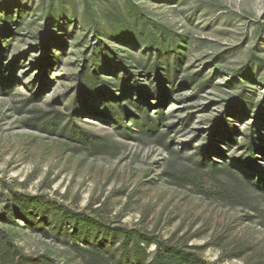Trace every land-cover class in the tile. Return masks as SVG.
I'll return each mask as SVG.
<instances>
[{
	"label": "rangeland",
	"instance_id": "rangeland-1",
	"mask_svg": "<svg viewBox=\"0 0 264 264\" xmlns=\"http://www.w3.org/2000/svg\"><path fill=\"white\" fill-rule=\"evenodd\" d=\"M132 7L187 36L176 70L174 53L165 55L160 44L145 54L126 34H112L114 24L131 21ZM4 9L10 15L0 29L1 234L22 254L60 264H111L121 256L103 231L98 245L107 263L57 236L59 206L155 235L215 264H264V0H0V15ZM92 24L105 26L106 35ZM47 27L54 36L45 41L43 81L38 52ZM255 56L259 63L249 65ZM155 59L171 66L159 88L148 75ZM91 77L103 95L80 99ZM110 96L119 99L126 126L111 118ZM160 110L164 120L142 131L145 112ZM36 116L61 125L73 119L95 143L32 127ZM253 135L256 164L246 146ZM17 193L48 204L44 225L3 218L18 205Z\"/></svg>",
	"mask_w": 264,
	"mask_h": 264
},
{
	"label": "trees",
	"instance_id": "trees-1",
	"mask_svg": "<svg viewBox=\"0 0 264 264\" xmlns=\"http://www.w3.org/2000/svg\"><path fill=\"white\" fill-rule=\"evenodd\" d=\"M130 11L131 21L125 24H114L110 28V30H112V34H114V36H116L118 32L126 34V36L128 37V42L131 43V46L135 47L137 51L143 49L145 54L149 51L157 49V44H160L165 49V55H167L168 52L174 53L175 56L173 59L172 68L176 70V65L178 59L180 58V56H182L181 50L184 49V43L186 41L187 36L178 35L169 26L150 21L148 19L147 14H144L142 10H140V8L132 7ZM7 12H9L8 9H4L1 14L2 16L0 15V29L6 25V22L9 21V18L6 15L10 14H8ZM116 15L119 16L118 18L123 19L121 17L123 15V12H121L120 10L117 12ZM91 28L92 31H94L98 36H100L101 34L106 35V33L103 32L106 28L105 26L101 28V31L98 30V25L91 26ZM1 31L2 30H0V42L2 35H4ZM107 35L109 37H113L111 33H108ZM42 36H44L46 39L44 38L41 42L42 46L41 50H39L38 52V56L40 59V66L43 74V78H41L40 80L44 81L47 79L45 64L48 62V60H44L43 58V54H45L46 50L48 49L46 47L45 41L48 42L50 40V37L52 38V36H54V30L52 31L48 27L43 28L41 37ZM105 48L106 46L104 47V49ZM253 58L250 59L249 65L253 64V62L259 63V58L255 56V60H252ZM168 61L169 60L166 59V68L164 69L162 63H160V61L158 62V59H155L153 64H151V68L148 71V75L153 77V81L157 83L158 88L160 87L162 81H164L165 75L170 72L171 66ZM95 81H97V79L91 77L82 83L79 89L80 99H85L86 97L92 99H99L103 95L102 90L96 91V88L95 90H93V87L96 84ZM93 82L94 84H92ZM140 87V89H143V86ZM38 92L39 91L36 90L35 92H33V94L35 93L36 95H38ZM30 94H32L31 91ZM143 94L147 95L144 90ZM110 97H112L111 100L108 99L105 101L107 102V109L111 113V118L117 124L126 126V124H124L123 122L124 116L122 109L120 110V108L117 107L119 99L116 100L113 96ZM31 99L29 98L25 105H28V102H30ZM110 101L112 103H110ZM135 107L145 110L144 108H142L143 106H141L140 103H137ZM74 111H77V107L75 106ZM142 117L143 129L141 130L145 133H150L152 130L156 129L157 124L159 122L164 120L165 114L163 110H160L154 112L153 114L145 112ZM32 119L33 121L29 123V125L32 127H42L53 135H62L65 138H68L73 141L77 140L85 145L87 143H95L94 140L96 139L89 138L88 134H86V132H84V130H82L80 126L74 123L73 119H68V121L63 125H61L60 122H56L52 119L43 120V117L41 116H36ZM135 119L138 118L135 116ZM225 121V119H222L221 123L226 124ZM39 123L42 126H39ZM255 138L256 137L253 135L250 140H248L246 145L247 152L250 156L252 164H256L254 162L256 158L255 152L258 149V144L256 143ZM15 196L16 197H14V199L17 201L18 205L15 208L13 207L12 213L4 214V219L11 222L12 220L10 217L14 214L21 217L30 225H32L35 220H37L38 223H42L43 225L45 224V222L47 221L46 208L48 204H46V202H44L42 198L21 193H17L15 194ZM55 208L57 209V216L53 221L54 223L52 226V231L57 236L61 234L67 236V238L75 244L77 249L85 252L88 255V258H90L92 261H102L104 263H107L103 247L100 248L98 245V240H100L101 237L100 232L103 231L104 238L111 235V243H118L119 249L122 251L121 256H119V258L114 262H110L111 264H145L146 260L148 259L149 264H215V262H209L204 260L196 252L190 251L189 249L183 246L169 243L165 240L158 238L155 235L144 233L135 229H128L125 227H113L106 224L105 222H101L99 219L93 218L92 216H88L83 213L73 212L67 208L62 209L59 206H55ZM68 218H70V221L66 223ZM66 224L70 226V228H65ZM116 236H121V241L116 242ZM130 240L131 245H129ZM111 243H109V245H111ZM150 244H154V249L151 253L147 251V247ZM0 264L60 263L55 262L50 258L40 257L38 259L31 258L30 256L22 254L20 250L14 245L11 237L7 233L3 232V234L0 233Z\"/></svg>",
	"mask_w": 264,
	"mask_h": 264
}]
</instances>
